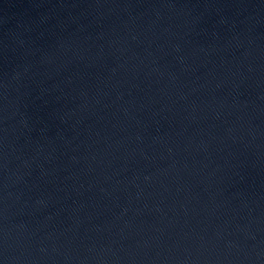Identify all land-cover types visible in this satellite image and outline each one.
Masks as SVG:
<instances>
[{"label":"water","instance_id":"obj_1","mask_svg":"<svg viewBox=\"0 0 264 264\" xmlns=\"http://www.w3.org/2000/svg\"><path fill=\"white\" fill-rule=\"evenodd\" d=\"M0 264H264V0H0Z\"/></svg>","mask_w":264,"mask_h":264}]
</instances>
